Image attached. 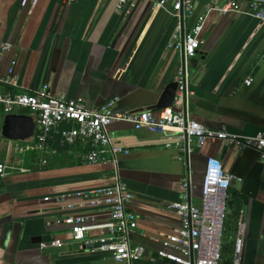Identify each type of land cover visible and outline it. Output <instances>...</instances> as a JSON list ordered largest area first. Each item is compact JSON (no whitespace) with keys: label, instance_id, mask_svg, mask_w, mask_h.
<instances>
[{"label":"crops","instance_id":"0c3cea01","mask_svg":"<svg viewBox=\"0 0 264 264\" xmlns=\"http://www.w3.org/2000/svg\"><path fill=\"white\" fill-rule=\"evenodd\" d=\"M226 0H216L218 5ZM207 0H195L192 16L179 18L149 2L78 0H0V75L13 66L15 85H0V94L33 92L47 85L57 97L84 100L99 109L117 99L116 111L151 110L181 66L178 52L168 49L180 28L188 32L203 14ZM202 45L187 65L189 96L180 109L201 126L231 134H264V22L242 15L207 16ZM9 46L2 51L3 46ZM250 79V86L245 81ZM11 114L33 118L32 138L10 141L2 136L5 116L0 106V163L13 168L0 178V264H116L109 257L80 251L65 219L83 216L97 225L109 217V206H91L75 194L113 184L115 173L133 195L130 210L137 228L133 246L144 249L139 264H173L157 257L161 241L179 228L168 209L180 203L183 180L190 181V202L198 205L209 158L219 159L235 180L228 191L227 212L235 232L226 246L231 264L237 220L243 215L246 238L243 264H264V164L253 150L238 152L221 142H206L189 161L176 147L175 132L165 136L117 123L107 129L111 145L128 154L117 162L88 164L93 151L86 140L62 143L58 127L46 150L35 149L36 117L26 109ZM170 145V147L168 146ZM110 159V156H107ZM103 233L91 230L87 239ZM61 242L60 248L41 244Z\"/></svg>","mask_w":264,"mask_h":264},{"label":"built area","instance_id":"2783aa9c","mask_svg":"<svg viewBox=\"0 0 264 264\" xmlns=\"http://www.w3.org/2000/svg\"><path fill=\"white\" fill-rule=\"evenodd\" d=\"M36 0H20V5ZM62 5H69L78 0H55ZM130 1L149 2L153 10L165 9L170 5V12L180 19L192 16L195 0H119V7ZM211 13L221 15H242L264 22V0H226L218 5L216 0H207L203 14L197 17L194 26L186 33L180 28L176 31L168 49L182 55L181 66L177 71L175 82L177 91L171 107L159 111L158 117L152 111H116L117 99H111L99 109H88L83 99H65L57 97L47 85L33 92L11 96L0 94V106L5 114L15 109H26L36 117L37 133L35 149L46 150L51 134L61 125L73 124L74 128L62 130L59 134L62 143L70 144L75 140H86L93 147L85 160L88 164L113 162L117 157L128 154L122 148L113 147L107 129L117 123L130 124L135 130H146L159 136L175 132L176 147L189 161L195 149H201L206 142H221L238 152L253 150L259 154L264 164V134L241 136L231 134L226 129L211 130L192 121L187 113L180 109L189 96L187 89V65L195 57L202 40L200 38L206 18ZM9 46H3L2 51ZM6 76L0 75V85L13 86V66ZM251 80L245 81L250 86ZM170 147V145H168ZM110 156L108 159L107 156ZM13 168L0 163V178ZM231 178L226 173L222 162L209 158L206 162L201 197L198 205L190 202L188 191L190 181L183 180L184 195L180 203L168 206L180 219L179 228L162 241V250L157 257L173 264H222V239L225 216L227 214L228 191ZM76 197L91 206H109V217L102 224L89 225L83 216H70L65 224L70 227L73 244L80 251L109 257L116 264H139L144 258V249L133 246L130 235L137 228L136 215L130 210L133 195L115 173L111 186L87 192H79ZM91 230H100L103 235L96 240L87 239ZM246 238V223L243 215L237 220L236 234L231 251V264H243ZM41 248H60L61 242L41 244Z\"/></svg>","mask_w":264,"mask_h":264},{"label":"water","instance_id":"95a60500","mask_svg":"<svg viewBox=\"0 0 264 264\" xmlns=\"http://www.w3.org/2000/svg\"><path fill=\"white\" fill-rule=\"evenodd\" d=\"M181 60H182V55ZM190 63H195L191 60ZM177 91V83L172 82L165 88L161 98L151 110H162L171 107ZM150 111V110H149ZM35 130L33 118L23 115L9 114L5 116L2 126V136L10 141H25L32 138ZM235 180L230 185H235Z\"/></svg>","mask_w":264,"mask_h":264},{"label":"trees","instance_id":"16d2710c","mask_svg":"<svg viewBox=\"0 0 264 264\" xmlns=\"http://www.w3.org/2000/svg\"><path fill=\"white\" fill-rule=\"evenodd\" d=\"M228 212L225 216V222H224V232H223V239H222V257L223 261L222 264H230L229 254L226 253V246L229 244V242L232 239V236L235 232V224L232 219L229 218Z\"/></svg>","mask_w":264,"mask_h":264}]
</instances>
